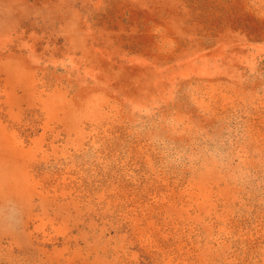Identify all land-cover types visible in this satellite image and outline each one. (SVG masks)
Masks as SVG:
<instances>
[{
    "label": "rangeland",
    "instance_id": "374dc122",
    "mask_svg": "<svg viewBox=\"0 0 264 264\" xmlns=\"http://www.w3.org/2000/svg\"><path fill=\"white\" fill-rule=\"evenodd\" d=\"M0 264H264V0H0Z\"/></svg>",
    "mask_w": 264,
    "mask_h": 264
}]
</instances>
